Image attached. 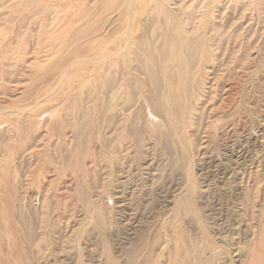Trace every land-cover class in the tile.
Segmentation results:
<instances>
[{
	"label": "bare ground",
	"instance_id": "bare-ground-1",
	"mask_svg": "<svg viewBox=\"0 0 264 264\" xmlns=\"http://www.w3.org/2000/svg\"><path fill=\"white\" fill-rule=\"evenodd\" d=\"M13 12L20 15V28H26L16 35L22 37L17 41L20 49L29 46L27 39L35 31L65 52L63 69L46 75L49 79L58 73L60 88L52 98L60 102L48 109L53 118L62 117L60 127L73 119L70 126L78 132L81 122L96 118L104 130L120 131L117 139L103 136L114 174L127 172L131 143L140 151L141 134L161 133L176 115L182 120L180 129L187 127L190 137H208L205 146L216 142L221 131L227 156L236 150L240 154L241 141L260 137L263 144L251 157L253 167L244 180L242 172L238 178V209L248 217L236 213L245 227L238 228L230 242L223 241L228 252L217 264H230V256L232 264H264V115L258 110L264 108V0H0V20L8 24ZM0 64H5L1 58ZM105 101L116 103L105 111ZM28 107L11 111L25 116ZM39 116L35 113L28 126L12 122L8 142L0 146V264L30 260L36 239L31 228L35 201L45 207L43 213L53 202L42 190L44 158L25 148L34 143L29 132L40 125ZM78 140L69 173L74 192L83 198L91 164H83L86 141L81 135ZM32 156L35 161L30 163ZM32 186L41 194L39 190L38 197L28 199L21 193ZM258 207L260 218L254 212ZM46 240L55 242L45 230L37 242L44 245ZM182 250L178 264H194L188 249ZM69 253L49 256L45 262L69 264ZM198 264H214V257L199 258Z\"/></svg>",
	"mask_w": 264,
	"mask_h": 264
},
{
	"label": "rangeland",
	"instance_id": "rangeland-1",
	"mask_svg": "<svg viewBox=\"0 0 264 264\" xmlns=\"http://www.w3.org/2000/svg\"><path fill=\"white\" fill-rule=\"evenodd\" d=\"M8 17L12 19H8V24L0 20V58L5 63L0 64V146L8 142L7 131L12 122L23 121L28 126L35 113L41 115L40 125L29 132L34 143L25 148L32 155L36 150L44 158L40 172L44 179L42 190L48 191L53 200L46 213L41 202L35 201L31 228L36 239L30 241L31 258L26 264H47V257L66 251L71 256L69 264H178L181 248L188 249L189 252L185 251L194 264L209 256L217 264L219 256L228 252L223 241L230 242L232 236H237L238 228L245 227L246 222L236 213L244 215L238 209V193L242 189L238 178L243 174L244 180L248 168L253 167L249 166L251 157H256L263 144L260 137L253 138L252 143L241 141L238 149L242 153L236 150L227 156L221 131L217 132L220 135H216V142L205 146L208 137L202 133L190 137L187 127L180 129L182 120L176 115L169 128L156 134L158 138L150 132L142 133L137 140L140 151L131 143L127 172L114 174L110 148L103 136L117 139L120 131L104 130L96 118L81 122L78 132L70 126L73 119H69L66 128L60 127L62 117L53 118L48 109L60 102V98H52L53 91L60 88L58 73L49 79L46 75L50 70L63 69L65 52L55 49L46 35L35 31L27 39L29 46L20 49L21 41H17L22 37L16 35L26 28H20L17 12ZM35 19L39 21L40 16ZM32 58L35 63H30ZM115 103L105 101V111ZM22 105L29 106L28 115L11 111ZM259 109L263 117L264 108ZM80 135L86 141L81 150L83 164H91L83 198L81 193L74 192L69 173ZM187 139L192 141L193 148ZM34 161L32 156L29 162ZM39 190L32 186L21 194L30 199ZM95 205L102 206L101 210ZM259 209L254 211L257 218ZM45 230L55 242L46 240V244L39 245L37 240Z\"/></svg>",
	"mask_w": 264,
	"mask_h": 264
}]
</instances>
